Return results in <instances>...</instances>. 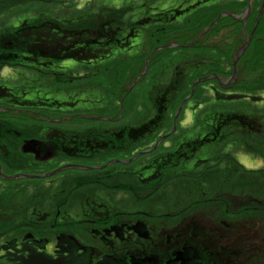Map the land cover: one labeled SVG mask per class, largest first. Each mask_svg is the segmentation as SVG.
Instances as JSON below:
<instances>
[{"label": "trees", "instance_id": "16d2710c", "mask_svg": "<svg viewBox=\"0 0 264 264\" xmlns=\"http://www.w3.org/2000/svg\"><path fill=\"white\" fill-rule=\"evenodd\" d=\"M250 1L252 8L243 23ZM32 3L43 6L62 4L63 1L0 0V15ZM261 5L262 0H121L119 6L109 4L100 11L94 9L95 4L87 5L61 22L40 14L33 19L22 15L11 24L3 23L0 28V71L5 67L28 69L43 77L47 73L55 79L59 66L68 61L88 69L107 64L109 68L121 70L115 73V84L118 85L132 67L135 66L131 73L133 78L144 72L146 63L140 55L147 41L152 60L147 67L152 68L150 72H156L163 61L177 52L181 59L178 63L191 65L186 70L174 71L168 83L157 81L153 84L149 94L152 114L142 119L140 114L132 116V121L138 116L136 123L123 122L114 128L85 131L82 129L89 127L75 129L48 125L30 130L29 134L13 120H2L0 116V163L10 164L12 161L6 139L22 141L19 157H26L24 166H34L45 160L78 159L107 163L119 158L118 154L132 157L134 151L157 141L165 129H170L171 107L180 90L191 88L194 76L215 74L226 80L233 75L234 56L248 40ZM169 43L175 44V48ZM159 47L162 48L159 50ZM122 56L123 61L117 62ZM140 65L143 66L141 72ZM189 69L195 72H190L193 78L188 76ZM236 70V82L227 89L215 79L211 80L222 92L230 91L221 93L214 86L209 87L217 108L200 111L208 104L194 98L187 103L194 122L191 132L181 135L166 148L162 145L163 148L149 161L120 172L127 175L125 179L130 178L138 187L148 190L149 196L145 199L149 204V216L136 213L138 211L124 215L117 211L121 206L107 202L103 207L106 209L104 219L106 221L113 211L115 228L133 223L134 229L141 234L143 231L138 226L142 225L146 238L142 237L147 241L141 242V236H136L138 240L133 239V254L139 258L149 257L153 264H167L172 261V253L187 249V264H264V169L246 170L228 150H242L252 157L264 159V114L234 109L237 102L246 100L251 105H264V6L253 38L239 58ZM52 83L55 85V80ZM116 88L120 96L118 101L126 100L127 90L121 92V86ZM116 88L112 89V95L117 92ZM44 89L49 93L46 98H41L39 90L30 87L28 81L21 84L2 81L0 106L57 114L81 111L76 110L81 109L83 102L78 92L63 93L69 96L60 100L53 95L57 91L46 86ZM84 90L86 95L93 93L90 89ZM86 102L84 100L85 106L90 107ZM221 106L224 108H219ZM94 108L97 106L87 111ZM21 163L14 168H20ZM120 165L123 166L114 164L115 167ZM106 177L97 178L92 183L79 181L74 185L83 188L84 185L105 182ZM60 182L55 180L49 186L62 188ZM124 186L117 183L110 191H124ZM57 191L51 189L41 199L52 200ZM7 194L14 197V207L23 206L19 193ZM85 200L96 201L97 197L89 194ZM140 207L141 211L147 210V205ZM153 210L159 211L158 215L152 214ZM24 215L19 211L16 219L13 214L8 217L20 222L26 220ZM29 216V222L35 221L39 213ZM231 217L234 221L229 219ZM72 218L71 213L67 214L66 221L75 224L76 218ZM144 218H149V223L154 220L159 226L148 227L142 220ZM40 221L49 223L45 218L36 222Z\"/></svg>", "mask_w": 264, "mask_h": 264}, {"label": "rangeland", "instance_id": "374dc122", "mask_svg": "<svg viewBox=\"0 0 264 264\" xmlns=\"http://www.w3.org/2000/svg\"><path fill=\"white\" fill-rule=\"evenodd\" d=\"M62 4H54V5H40V4H28L23 5L21 9L12 10L10 14L4 13L0 15V28L4 25L3 23L11 24L15 22V20L18 17H21L22 15H28L30 16V19L37 18L40 14H45L46 16H49L53 18L54 20L57 19L60 22L63 20H66L70 16V14H75L76 12L82 11L84 7L93 6L96 5L94 9L96 11H100L103 6H108L109 4L112 7L119 6L121 3V0H89L88 3L84 2L85 0H62ZM251 4V1L249 2ZM251 10V9H250ZM249 10V11H250ZM249 16V15H248ZM171 44V43H169ZM171 48H175V44L170 45ZM162 47H159L160 50ZM157 51V50H155ZM154 51V53H155ZM142 54L140 55L141 58L145 61V68L142 75L132 77L131 73L134 72L135 66L132 67V70H128L127 76H125L121 82H118V85L115 84L116 76L115 73L121 72L120 69H112L109 68V65L104 64L101 65V67L96 68H84L82 67V64H77L73 61H68L65 64L59 66L60 69H58L59 74L54 79L50 75H46L43 77L38 72L30 71L28 69H21V68H2L0 71V82L6 83L7 81H14L19 84H21L24 81H28L30 87H33L35 90H39V97L46 98L48 95V90L44 89L50 88L54 91H57L58 93L53 92L54 96L56 98H59L60 100H65L67 98V93L69 91L78 92V95L81 96V99H83V102L81 103V110L76 112H70V113H52V112H42V111H33V110H26L21 111L17 109H13L11 107L7 106H0V116L2 120L9 121L10 119L19 124L20 128L24 130L25 132L31 133L30 130H34L40 127L45 128L48 125L55 126V127H63L67 128L68 126L73 127L75 129H82L81 126L89 127V129H82L85 130H93V129H101L104 130L105 128H114L115 126L119 125V123H129L135 122L139 120L138 116L135 120H131L130 118L132 116H136L137 114H140V118H147V116H151L152 114V107L150 104V96L149 94L152 91L153 84L157 81H161L162 83H168V81L171 79L172 75L174 74V71L179 70H186L188 67V64L186 66L185 63H178V61H181L180 57L178 56V53L175 56L171 57L169 60L163 61L164 64L160 69H158L156 72H150L152 68H147L149 65H151L150 62V56L151 53L149 52V43L148 41L145 43L144 48L142 50ZM139 58V57H138ZM123 56L119 57L117 59V62L123 61ZM128 59V58H127ZM136 59V58H135ZM215 59V57H211V60ZM210 60V59H209ZM213 61V60H212ZM178 63V64H177ZM107 65L106 67H103ZM177 66V67H176ZM142 65L139 67V71L141 72ZM108 69V70H107ZM148 69V70H147ZM103 71L106 73L103 74ZM110 71V72H109ZM193 69H189L188 76H192L190 72H193ZM195 72H193L194 74ZM196 75V74H195ZM199 75L194 76V79L192 80V84L194 81L201 78L197 77ZM232 77V76H231ZM229 77V78H231ZM133 78V79H131ZM190 78H193L190 77ZM237 79V77H236ZM236 79L234 81H227L221 80L224 83V86L222 88L227 89V87L230 86V84L236 82ZM55 80L56 84L54 85L52 82ZM30 81V82H29ZM134 81V83H133ZM137 81V82H136ZM229 82V83H228ZM133 83V84H132ZM121 86L123 92L124 90H127L129 95L127 96L126 100H121L123 104L118 101L120 96L118 95V90L116 86ZM44 86V87H43ZM215 87L217 88V91H220L221 93L228 92V90H223V92L219 89L218 85L215 82H211V80H206L204 82H201L200 84H197V86L194 88L192 95L190 97V91L192 88H185L183 90L179 91V94L177 95L174 104L171 107L172 113L169 112V114L172 115L174 119V115L176 111L180 108V103L187 99L188 97L196 99L197 102H205L208 104L207 107L202 106V109L200 111L204 110H213L214 108H217V105L213 103V93H210L208 91L209 87ZM70 87V88H69ZM90 89L93 91L92 94L86 95L84 93V89ZM116 88L117 92H114V95H112L113 91L112 89ZM72 89V90H70ZM71 94V93H70ZM122 94V93H121ZM47 95V96H46ZM51 97V96H50ZM121 97H123L121 95ZM188 99L180 111V113L177 115L176 120V131L174 133H171L168 137L164 138L163 141H161L159 144H156L157 141H154L152 144H149L147 147H144L143 149H138L137 151H134L135 154L132 155V157H128L126 154H118L119 158H116V160L123 161V162H129L124 163L122 170L127 169H133L135 168L139 163H143L145 161H149L152 157V155H155L159 152V149H162V145L164 148L170 146L175 140L181 137V135L186 134V132H191L193 127V116L191 115L190 111L188 110L187 105L190 101ZM84 100L87 101L86 105L90 107H86ZM82 101V100H81ZM131 101V104L129 105ZM129 102V103H128ZM120 105H119V104ZM188 103V104H187ZM92 106H97V108H94L93 111H87L92 108ZM101 111H98L100 108ZM224 108V107H219ZM230 108V107H229ZM234 109L241 110L249 113H261L264 114V105H251L247 100L244 102H237L234 106ZM147 114V115H146ZM168 114V117H169ZM118 116V118H117ZM170 119V118H169ZM173 119L172 123L170 125V129H165L164 132L161 133L160 137L167 135L172 130L173 125ZM88 121V122H87ZM118 122V123H114ZM100 122V123H98ZM38 126V127H37ZM97 126V127H95ZM99 126V127H98ZM37 127V128H36ZM85 127V128H86ZM95 127V128H94ZM80 130V131H82ZM14 140V139H13ZM12 139H6L7 147L9 150V156L12 157V161L10 164H2L0 163V189H3L4 192H9L13 195L18 194L20 197H22L21 201L24 202H30V201H39L41 203L45 202L46 206H51V204L57 200H60L63 195L66 196H72L73 197V203L69 209V213L73 215V220L75 224L78 223V217L81 215V202L85 200V197H87L88 193L92 194L94 197H97V200H100L102 203L106 204L107 202L112 205L121 206L117 209L119 213H129V211H138L136 213L138 214H145V217L149 216V204L148 200L145 198L148 197V190L146 188H143L142 186L138 187L136 185V182H132L129 178H120L119 176L102 173L105 172V169L110 168L114 169V164L106 165V163L103 162H92L89 163L87 160L79 161L78 159H72V160H61V161H50L45 160L43 162H40L39 164H36L34 166H24V160L26 157L20 158L21 150L23 149L22 141H13ZM156 145V147H155ZM153 147H155L153 149ZM232 152V155L234 158H236L238 161L246 170H255L259 171L260 169H264V159L263 158H256L252 157L250 153H246L242 150H235L228 149ZM136 156V157H135ZM24 159V160H23ZM20 161L21 167L17 169H13L12 166H16ZM66 165H75V167H72V169H66L62 170L60 173H57L55 175H51V177H46L44 179L40 180H33V179H23V178H14L13 176H17L18 174L22 175H45L50 173L52 170H55L57 168H60L61 166ZM58 166V167H57ZM92 167L91 170H79V167ZM103 167V168H102ZM104 170V171H103ZM108 171V170H107ZM106 171V172H107ZM79 174V179H76L73 175ZM81 175H84V177H81ZM87 175V176H86ZM7 176H11L10 178H7ZM107 176V177H106ZM6 177V178H4ZM101 177H106L105 182L95 183V185H84L83 188H75L74 184L79 181L87 180L88 182L92 183L93 180ZM92 179V180H90ZM58 180L61 181L59 184L63 183L65 185V188L62 184V191H57V193H53V197L51 201H46V198L41 199L43 197L44 191H46V194L49 193V191L52 189L57 190V188H50V184H52L53 181ZM122 184L125 185L124 191H110V189H113L116 184ZM73 184V187H72ZM84 184V183H83ZM22 188V189H21ZM75 188V189H73ZM132 188V190H130ZM48 189V190H47ZM48 191V192H47ZM39 192V193H38ZM67 192V193H62ZM130 192V193H129ZM160 192H157L159 194ZM165 194H168V192H165ZM171 195V194H168ZM37 196V197H36ZM50 196V195H49ZM41 199V200H40ZM69 199V198H68ZM155 200V199H152ZM137 201V203L134 204V202ZM72 202V201H71ZM40 204V203H39ZM67 205V204H66ZM69 205V204H68ZM140 205H147L146 211L140 210ZM155 209V208H153ZM121 210V211H120ZM141 211V212H140ZM159 211H152V214H157ZM83 213V212H82ZM55 212H53L52 220L49 221L50 226H46L47 232L49 230H52L55 227V230H58L59 228H63L64 226L62 223L54 217ZM30 214H25L24 217L27 218ZM158 215V214H157ZM249 219L250 216H246ZM30 219V218H29ZM141 219V218H140ZM232 219L231 221H234L233 217L229 218ZM148 227L157 228L159 225L158 223H154V220L152 223H149V218L142 219ZM236 221V220H235ZM74 224V225H75ZM73 225V223H71ZM72 227V226H69ZM35 228L31 227L28 229H24L23 232L31 233L35 232ZM60 230L57 231L59 233ZM138 229L144 232V228L142 226H138ZM72 230V228H70ZM40 231V229H39ZM46 237L51 238V234H44ZM56 235V234H55ZM150 235L153 237L152 232H150ZM134 239H137L135 235H133ZM149 240V237H148ZM141 242H145L144 240H140ZM136 243H139L137 241ZM135 248V245H134Z\"/></svg>", "mask_w": 264, "mask_h": 264}, {"label": "flooded vegetation", "instance_id": "af4514ba", "mask_svg": "<svg viewBox=\"0 0 264 264\" xmlns=\"http://www.w3.org/2000/svg\"><path fill=\"white\" fill-rule=\"evenodd\" d=\"M122 167L121 165L116 166L114 169L110 167L102 173L125 178L127 175L120 173L126 171L122 170ZM12 168L17 169L13 166ZM79 170L83 171L82 169ZM78 175L73 176L79 179ZM10 177L7 176V178ZM81 177H84V175H81ZM74 187L81 188L76 185ZM55 188L62 191V188L58 186ZM43 191V195H45L46 191ZM6 193L9 192H4L3 189H0V264H22L21 261L26 259L29 256L28 254L32 252L44 255L53 261L58 258L66 259L65 264H132V261H145V264H149L148 262L151 258L142 257L141 259L133 254L135 249L133 235L142 237L144 236L143 232L140 234L136 228L134 229L133 223L130 226L123 227L122 225L119 228H115L116 225L113 222L116 220V216H114L113 211L108 214L105 221L106 209L103 208L105 204L100 200L82 201V211L79 217L81 219L78 218V223L71 225L69 221H66V216L70 214L67 211H69L74 201L72 196L63 195L60 200L53 202L51 206H46L45 204L47 203L45 202L36 204V201H30L22 202L23 206L14 207V197L9 194L6 195ZM46 201L49 202L51 200L48 199ZM19 211L31 215L39 213L38 219L45 218L48 221L52 220L53 212H55L54 217L62 220L61 223L64 227L62 229L58 227V230L61 229L59 233H57L58 230L56 231L55 228L47 232L48 230L45 228L46 226H50L48 222L46 224L42 221L36 222L38 219L29 222L30 216H27L26 220H21L20 222L11 219L13 217L16 219ZM10 214H13V217H8ZM123 214L126 215L125 213ZM120 216L121 214L118 218ZM101 220L104 222L102 223ZM108 221L110 223L107 225ZM28 227L35 228V232H23ZM37 227L40 231H37ZM146 231L148 233L147 229ZM45 233L51 234L52 237H46ZM144 237H142V240H146V237ZM136 238L138 240V237ZM171 259L172 261H169L167 264H184L173 262L172 256ZM150 262L153 264L152 260Z\"/></svg>", "mask_w": 264, "mask_h": 264}, {"label": "water", "instance_id": "95a60500", "mask_svg": "<svg viewBox=\"0 0 264 264\" xmlns=\"http://www.w3.org/2000/svg\"><path fill=\"white\" fill-rule=\"evenodd\" d=\"M264 0H262V5L260 7V10H259V15L258 17L256 18V21L255 23L253 24V30L252 32L249 34V37H248V40L245 41V43L243 44V46L241 47V49L235 54L234 56V61H233V64H232V67H233V75L231 78H229L227 81L231 82L234 81L238 75V70H236V64L237 62L239 61V58L243 55V52L248 48V45L250 43V41L252 40L253 38V33H254V30L255 28L257 27V23L258 21L260 20L261 16H262V10H263V6H264ZM251 4L247 7L246 9V17L243 19V23L246 21V18L248 16V13H249V10L251 9ZM200 37V36H199ZM158 50V49H156ZM154 52V51H153ZM212 79H215L217 82H219L220 86L223 87L224 86V83L215 75V74H211L209 76H205V77H201L200 79L196 80L193 82L192 84V88H191V93H190V97L192 95V92L194 90V88L197 86V84H200L201 82H204L206 80H212ZM228 82V83H229ZM190 97H188L187 99L183 100L181 103H180V108L176 111L175 115H174V119H173V125H172V130L170 131L169 134L167 135H164L162 137H159L158 141L156 144H159L161 141H163L164 138L168 137L171 133H174L176 131V120H177V115L180 113V111L182 110L183 106H184V103L190 99ZM156 147V145H155ZM153 147V149L155 148ZM136 157V156H135ZM116 163H121L123 165H125L124 163H129V162H123V161H119V160H111V161H108L106 163L105 166L107 165H111V164H116ZM72 167H75V165H66V166H61L60 168H57L55 170H52L50 173L48 174H45V175H22V174H18L17 176H13L14 178H23V179H33V180H40V179H44L46 177H51V175H55L57 173H60L62 170H66V169H72ZM80 169L82 170H91L92 167H79ZM103 168V167H102ZM0 172H1V169H0ZM6 178V177H4ZM188 252L189 250L187 249H184L182 251H175V253H172V257H173V260L174 262H181V263H184L186 264L188 262ZM29 256L22 260L21 263L22 264H65V261H67L66 259L63 260V258H58V259H55L54 261L45 257L44 255H38L36 254L35 252H32L30 254H28ZM150 261L152 259H149ZM149 260H146V261H149ZM148 262L149 264H151V262ZM132 264H145V261L141 262V261H135L133 262L132 261Z\"/></svg>", "mask_w": 264, "mask_h": 264}, {"label": "crops", "instance_id": "0c3cea01", "mask_svg": "<svg viewBox=\"0 0 264 264\" xmlns=\"http://www.w3.org/2000/svg\"><path fill=\"white\" fill-rule=\"evenodd\" d=\"M87 1H89V0H85L84 2H86V3H87Z\"/></svg>", "mask_w": 264, "mask_h": 264}]
</instances>
